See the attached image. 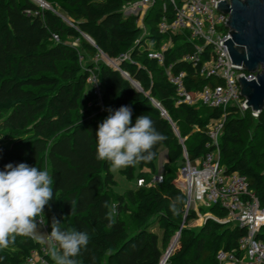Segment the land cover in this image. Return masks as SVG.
<instances>
[{
  "label": "trees",
  "instance_id": "1",
  "mask_svg": "<svg viewBox=\"0 0 264 264\" xmlns=\"http://www.w3.org/2000/svg\"><path fill=\"white\" fill-rule=\"evenodd\" d=\"M45 1L48 6L35 0H0V122L20 134L9 146H0V170L9 162L49 167L54 198L41 216L48 233L53 220L89 233L77 264H160L178 231L164 264H218L217 251L237 247L248 230L213 219L197 230L188 226L197 213H185L178 169L185 154L193 161L210 149L208 123L224 112L176 103V87L166 74L170 65L173 72L187 73L190 89L207 80L200 73L201 61L182 59L194 43L158 30L163 16L173 17V4L156 0L143 29L140 10L128 7L137 0ZM168 41L162 62L149 55ZM100 54L110 60L130 56L116 68L95 63ZM91 75L97 77L100 94L88 87ZM121 105L132 108L133 124L138 115H149L163 139L150 159L120 169L128 179L136 178L137 185L115 194L109 163L95 156V133L108 109ZM161 147L167 157L159 173ZM220 152L226 172L244 174L264 206V109L254 117L250 110L242 113L230 106ZM158 173L162 181L153 182ZM202 210L220 218L228 215L220 204ZM258 238L264 240V227ZM41 244L15 235L0 250V264H21ZM45 257L54 264L50 254Z\"/></svg>",
  "mask_w": 264,
  "mask_h": 264
},
{
  "label": "built area",
  "instance_id": "2",
  "mask_svg": "<svg viewBox=\"0 0 264 264\" xmlns=\"http://www.w3.org/2000/svg\"><path fill=\"white\" fill-rule=\"evenodd\" d=\"M42 6H48L45 0H35ZM173 4V17L163 16L158 22V30L162 34H178L187 37L194 43V49L183 55L187 61H201V75L206 83L196 89H190L186 82L185 71L173 72L171 65L166 70L168 80L176 87V103L207 108H221L223 116L208 123L207 134L210 148L203 156L190 160L185 154V161L178 169V183L186 194L185 213L196 211L197 218L208 219L221 223H234L247 227V234L238 239L237 247L220 248L216 259L218 264H264V240L258 233L264 227V206L261 205L256 193L250 189L247 177L240 172L227 173L221 162L220 141L225 126L226 112L230 106H236L242 113L250 110L254 117L259 111L248 109L246 98L241 95L238 78L256 79L257 72H249L242 66L232 65L233 61L223 41L228 39L231 30L226 22L230 14L220 10L217 0H166ZM156 0H137L129 4L131 10L151 8ZM140 10V11H141ZM58 39V37H55ZM171 41L162 45L161 51H151V57L163 61V50ZM125 54L119 61L129 58ZM113 66L119 67V62ZM111 65V64H110ZM93 91L100 94L101 88L95 75L88 79ZM264 174V171H263ZM153 182L162 181V175H154ZM139 184L144 179H139ZM220 204L228 210L226 217L220 218L208 209L211 205ZM38 226L48 233L42 216ZM183 227V225L181 226ZM180 232V231H178ZM40 251H33L21 264H51L45 257L50 254L46 244L41 241Z\"/></svg>",
  "mask_w": 264,
  "mask_h": 264
},
{
  "label": "clouds",
  "instance_id": "3",
  "mask_svg": "<svg viewBox=\"0 0 264 264\" xmlns=\"http://www.w3.org/2000/svg\"><path fill=\"white\" fill-rule=\"evenodd\" d=\"M108 112L95 133L96 159L108 162L112 169L150 159L154 145L163 139L152 118L141 114L133 124L132 108L128 105L110 108ZM52 184L53 177L47 170L25 162H9L0 170V250L6 249L15 235L39 237L54 264H77V257L89 243L87 231L63 228L56 220L50 233L42 235L38 231L44 207L54 198ZM71 204L73 209L74 202Z\"/></svg>",
  "mask_w": 264,
  "mask_h": 264
},
{
  "label": "water",
  "instance_id": "4",
  "mask_svg": "<svg viewBox=\"0 0 264 264\" xmlns=\"http://www.w3.org/2000/svg\"><path fill=\"white\" fill-rule=\"evenodd\" d=\"M216 7L230 14L226 22L231 28V37L223 44H227L232 65L242 66L249 72L262 68L256 79L238 78L240 92L247 100L245 104L248 109L261 112L264 109V0H217ZM138 10H141V6ZM175 241L160 264H164L171 254Z\"/></svg>",
  "mask_w": 264,
  "mask_h": 264
},
{
  "label": "rangeland",
  "instance_id": "5",
  "mask_svg": "<svg viewBox=\"0 0 264 264\" xmlns=\"http://www.w3.org/2000/svg\"><path fill=\"white\" fill-rule=\"evenodd\" d=\"M148 10H149V8H145L144 10H141L139 12L138 23H139L140 26L143 27V29H147L146 28L147 26H146L144 20H145L146 15L148 14ZM68 40H69V43L72 44V45H74V46H76L77 43H78V41L76 39H74V38H68ZM89 60L92 61V59H89ZM93 61H94V59H93ZM118 61H119V59L110 60L104 54H100V55H97L95 57V63H98V62H106L108 64H111L112 66L116 62L118 63ZM87 62L88 61L86 60V61L83 62V64L86 65ZM88 87L93 90L91 84H89ZM18 135H20V134L13 133L10 129H8L5 126H3L1 124V122H0V146L1 145L9 146L12 143V141L15 138H17ZM250 135H251V132L249 133V136L248 137H250ZM165 160H166L165 148L164 147H161L159 156L157 157V160H156V165H157V170H158L157 172H159V173L162 172L163 164H164V161ZM110 169H111V172L113 173L114 179L117 182V184L114 186V193L115 194H121L124 190H126L128 188H134L137 185L136 178L128 179L126 176H124L121 173L120 169H112V168H110ZM45 170H47L49 172V167L47 165L45 167ZM202 225H203V218L201 219L200 217H198V218L192 220L189 223L188 226L190 228L194 229V230H197ZM176 233H178V232H176ZM176 235L177 234H175V237L172 239L171 243L176 238Z\"/></svg>",
  "mask_w": 264,
  "mask_h": 264
},
{
  "label": "crops",
  "instance_id": "6",
  "mask_svg": "<svg viewBox=\"0 0 264 264\" xmlns=\"http://www.w3.org/2000/svg\"><path fill=\"white\" fill-rule=\"evenodd\" d=\"M165 153H166V157H167V150L165 149ZM38 231L42 234V235H45V232L43 231V229L41 227L38 226ZM36 239H39L40 241H42L39 237L36 238Z\"/></svg>",
  "mask_w": 264,
  "mask_h": 264
}]
</instances>
